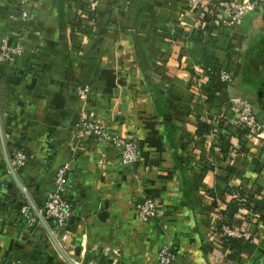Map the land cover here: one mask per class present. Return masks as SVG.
I'll return each mask as SVG.
<instances>
[{
  "label": "crops",
  "instance_id": "1",
  "mask_svg": "<svg viewBox=\"0 0 264 264\" xmlns=\"http://www.w3.org/2000/svg\"><path fill=\"white\" fill-rule=\"evenodd\" d=\"M90 1L0 0V43L20 36L23 45L0 65V264H68L38 218L30 228L20 216L28 202L3 144L9 159L16 149L26 154L16 173L38 209L57 168L71 163L64 192L73 216L52 233L75 262L160 264L157 250L170 245L171 264H264V142L217 120L233 115L227 99L247 100L264 124V13L227 25L228 0H213L223 21L200 24L186 0H97V13ZM207 50L233 74L221 88L224 102L206 100ZM83 84L86 109L135 138L133 166L119 162L118 148L80 136ZM200 121L212 130L199 133ZM220 137L230 142L225 158ZM140 197L156 202L154 219L137 218ZM231 199L240 204L227 224L222 211ZM226 227L246 232L234 258L223 245Z\"/></svg>",
  "mask_w": 264,
  "mask_h": 264
},
{
  "label": "built area",
  "instance_id": "2",
  "mask_svg": "<svg viewBox=\"0 0 264 264\" xmlns=\"http://www.w3.org/2000/svg\"><path fill=\"white\" fill-rule=\"evenodd\" d=\"M130 0H125L128 4ZM187 6L190 9L197 10L200 24L205 22H216L217 19H222V14L219 12L218 5L213 0H186ZM97 0L90 1V11L96 13ZM255 11L264 13V0H228L227 14L229 19L225 21L230 25L240 18L253 13ZM22 17L26 16V12H21ZM23 51L21 38L18 36L17 42L14 45H9L5 40L0 43V65L5 62L13 61L14 58ZM233 78L232 73L225 69L219 71V81L222 85L227 86ZM89 86L87 84L78 85L76 95L80 102V116L75 123V127L79 130L80 136L83 134L89 135L97 142L110 144L119 150V162L126 166H133L138 160V145L133 137H126L114 131H111L109 125L105 123L98 115L93 113L85 115L87 109V99ZM228 108L233 112V115L226 117L227 122L237 128L247 131V134L261 136L264 142V124L260 122L253 110L252 104L244 100L236 105L230 99H227ZM74 149V147H71ZM12 168L16 171L26 165L27 156L20 150L13 151L10 159ZM71 168V163L66 161L62 163L56 170L53 179V184L50 191L45 196L41 208L39 209L45 221L51 226L52 232L56 235L68 225L73 216L72 203L65 195L64 186L67 180L68 172ZM136 216L140 221H150L157 215V204L149 197H141L135 202ZM20 216L24 219L26 225L32 228L39 224L36 216L31 213L29 204H24L19 209ZM225 236L243 237L246 235L244 231L233 230L230 227L224 229ZM66 238L65 233L59 235L60 240ZM175 254L164 245L157 253V258L161 264H169L173 260Z\"/></svg>",
  "mask_w": 264,
  "mask_h": 264
},
{
  "label": "trees",
  "instance_id": "3",
  "mask_svg": "<svg viewBox=\"0 0 264 264\" xmlns=\"http://www.w3.org/2000/svg\"><path fill=\"white\" fill-rule=\"evenodd\" d=\"M201 67L206 71L208 75V82H207V92H206V100L208 102H214L220 101L224 102L226 101L225 98L220 97L221 90L223 89L222 83L219 81V71L222 69L221 64L218 62V59L214 56L213 52L207 50L204 52L201 60ZM227 71L231 73V71L226 67ZM233 75V74H232ZM222 88V89H221ZM220 93V94H219ZM218 104V103H217ZM217 120L220 122V126L224 129H227L229 127V123L227 122L224 113H219ZM198 132L199 133H208L210 132L211 126L209 124L199 122L198 123ZM237 130V136H244L247 135V131L241 128H236ZM218 146L220 147V153L222 156L228 157V152L230 150V142L220 137V141L218 143ZM19 170V169H18ZM243 193L240 192L239 196H242ZM240 198V197H238ZM27 204V203H25ZM239 201L235 199H231L226 203V207L222 211V216L224 217V222L229 224L232 218L236 215L239 208ZM41 208V205L40 207ZM255 211L257 210L258 206L252 207ZM258 217V216H257ZM259 218L264 221L263 216H259ZM223 238V245L224 247L231 250L230 257L234 258L242 249V237H230V236H224Z\"/></svg>",
  "mask_w": 264,
  "mask_h": 264
},
{
  "label": "water",
  "instance_id": "4",
  "mask_svg": "<svg viewBox=\"0 0 264 264\" xmlns=\"http://www.w3.org/2000/svg\"><path fill=\"white\" fill-rule=\"evenodd\" d=\"M3 143V141H2ZM3 153H4V159L6 162V165L8 167V170L15 182V184L17 185V187L20 189V191L23 193V195L25 196L30 208H32L33 212L35 213L36 217L38 218V220L40 221L42 227L45 229V231L47 232L48 236L50 237L51 241L53 242L54 246L56 247V249L59 251V253L62 255V257L68 262V264H80L78 262L73 261L72 259H70L67 254L65 253V251L62 249V246L60 245V243L58 242V240L55 238L54 234L52 233V231L50 230L49 226L47 225L45 219L43 218L40 210L37 208V206L34 204V202L32 201V199L29 197L28 193L26 192L24 186L21 184L16 171L12 168L9 158L7 156L6 153V149L4 147L3 144Z\"/></svg>",
  "mask_w": 264,
  "mask_h": 264
},
{
  "label": "rangeland",
  "instance_id": "5",
  "mask_svg": "<svg viewBox=\"0 0 264 264\" xmlns=\"http://www.w3.org/2000/svg\"><path fill=\"white\" fill-rule=\"evenodd\" d=\"M91 1H93V0H91ZM123 2H125V0H122ZM98 6V5H97ZM99 10H97L96 9V13L98 12ZM77 96V95H76ZM88 100V99H87ZM88 102V101H87ZM93 113V117H95V113L92 111V110H87L86 111V113H85V115H90V113ZM79 116H80V113H79ZM79 116H78V118H79ZM78 120V119H77ZM76 120V121H77ZM141 198V197H140ZM140 198H138V199H140ZM257 212L255 211V210H253V212H251L250 214H248V215H250V217L251 218H253V219H257V215L258 214H256ZM164 246V245H163ZM163 246H161V247H163ZM166 246V245H165ZM168 247H169V249L175 254V257H174V259L173 260H171V262L169 263V264H171L172 262H174L176 259H177V256H176V253L171 249V247H170V245H167ZM160 247V248H161ZM159 248V249H160ZM159 249L157 250V252H156V257H157V253H158V251H159ZM157 261L160 263V261L158 260V258H157ZM161 264V263H160Z\"/></svg>",
  "mask_w": 264,
  "mask_h": 264
}]
</instances>
